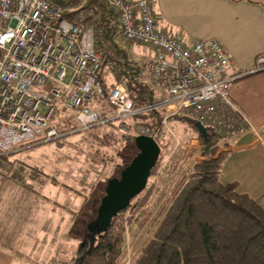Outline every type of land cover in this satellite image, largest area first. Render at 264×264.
<instances>
[{
	"label": "built area",
	"instance_id": "1",
	"mask_svg": "<svg viewBox=\"0 0 264 264\" xmlns=\"http://www.w3.org/2000/svg\"><path fill=\"white\" fill-rule=\"evenodd\" d=\"M98 2L88 19L89 10L65 15L53 0H0V155L61 136L51 119L68 110L80 131L115 123L114 130L125 135H150L148 126L126 122L152 110L164 111V125L177 113L225 135L254 128L230 96V82L242 73H231V56L219 40L181 42L159 27L154 0ZM100 16L102 31L96 26ZM116 38L151 48L145 68L160 99L134 108L131 92L117 78L104 91L105 72L117 77L126 53L125 47L116 51ZM254 60L251 72L264 70V54Z\"/></svg>",
	"mask_w": 264,
	"mask_h": 264
},
{
	"label": "trees",
	"instance_id": "2",
	"mask_svg": "<svg viewBox=\"0 0 264 264\" xmlns=\"http://www.w3.org/2000/svg\"><path fill=\"white\" fill-rule=\"evenodd\" d=\"M53 1L66 10L65 15L70 9L72 15L89 10L88 19L100 6L98 0ZM103 20L100 16L97 21L99 31L104 29ZM116 48L117 52L121 51L118 45ZM146 62H133L124 53L123 65L116 72L117 79L131 92L134 108L151 104L163 96L150 83L144 70ZM126 66L133 69L126 70ZM103 88L107 92L108 84L104 83ZM164 114L163 110H152L137 112L131 117L132 121L149 127L160 152L167 146L159 142L165 133ZM169 118L185 123L197 133V151L202 158L187 161L195 150L189 151L187 156L181 151L176 153L169 164L168 182L159 188L150 177L156 178L162 168L160 154L150 170L145 188L112 216L106 229L98 231L96 226L89 225L88 235L85 234L89 237L88 244L84 237L81 246L85 247L75 264H117L127 245V230L132 225L135 235L142 229L147 234L144 243L134 245L138 251L130 264H264V204L261 197L240 192L236 181L222 182L219 178L227 156L226 151H218L228 146L225 134L206 126V136H201L195 125L197 120L191 116L176 113ZM110 125L91 128L89 145L91 151H95V158L104 162L117 154L121 160L117 163L119 175L137 149L134 135H129L124 143L115 133L117 124ZM77 127V123L64 120L58 129L64 135ZM35 143L38 141L21 144L13 151ZM6 156L0 155L1 158ZM152 193H155L154 206L150 205Z\"/></svg>",
	"mask_w": 264,
	"mask_h": 264
},
{
	"label": "rangeland",
	"instance_id": "3",
	"mask_svg": "<svg viewBox=\"0 0 264 264\" xmlns=\"http://www.w3.org/2000/svg\"><path fill=\"white\" fill-rule=\"evenodd\" d=\"M155 2V9L161 12V16H157L159 27L181 42L202 36L198 33L203 29L205 33L209 31L205 13L208 0ZM115 45L125 47L133 62L147 61L143 55L151 50L139 44L128 48L118 38ZM144 70L146 72V68ZM62 120L77 123L73 111L68 110L55 113L51 124L58 127L64 122ZM133 122L130 119L126 125ZM164 126L165 133L159 140L167 144L160 152L162 168L156 178L150 177L159 188L168 182L169 164L176 153L181 151L187 156L189 151L195 150V155L187 161L199 160L196 132L185 123L170 118ZM89 131L70 130L59 138L19 147L18 152L0 157V242L14 240L18 235L19 245L12 251L26 258L28 264H75L85 247L81 246L84 237L88 244L86 231L96 217L107 180L113 175L119 176L117 163L121 162L117 154L106 162L95 158V151H91L89 145ZM115 131L122 142L128 141L130 134ZM151 198L150 205L154 206L155 193ZM146 234L142 229L135 235L134 226L128 228L127 245L117 264L131 263L138 251L134 245L144 243Z\"/></svg>",
	"mask_w": 264,
	"mask_h": 264
},
{
	"label": "crops",
	"instance_id": "4",
	"mask_svg": "<svg viewBox=\"0 0 264 264\" xmlns=\"http://www.w3.org/2000/svg\"><path fill=\"white\" fill-rule=\"evenodd\" d=\"M155 1L153 10L157 19L161 12L155 9ZM208 1L205 13L209 19V31L205 33L203 29L202 33H198L202 36L197 35L193 39L216 38L223 44L232 59L231 73H242L230 82V96L254 127L252 130L234 129L225 135L228 146L218 151H226L227 156L219 178L222 182L236 181L240 192L261 197L264 204V70L251 72L255 56L264 53V0ZM133 46L135 44L127 47ZM149 51L148 55L146 52L143 55L147 61L152 55V50ZM103 78L108 85L114 80L109 71ZM201 158L198 156V159ZM18 238L17 235L14 240L0 242V264H28L26 258L12 251L19 245Z\"/></svg>",
	"mask_w": 264,
	"mask_h": 264
},
{
	"label": "water",
	"instance_id": "5",
	"mask_svg": "<svg viewBox=\"0 0 264 264\" xmlns=\"http://www.w3.org/2000/svg\"><path fill=\"white\" fill-rule=\"evenodd\" d=\"M198 134L206 136V128L199 121L195 123ZM134 144L137 149L130 162L120 171L119 176L107 180L104 195L100 199L96 217L92 226L98 231L105 230L112 216L128 205L130 200L146 186L151 168L155 165L160 146L153 135H135Z\"/></svg>",
	"mask_w": 264,
	"mask_h": 264
}]
</instances>
